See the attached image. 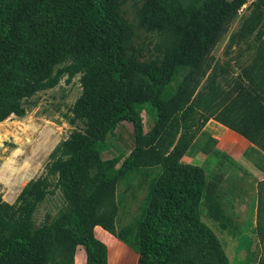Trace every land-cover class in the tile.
Returning a JSON list of instances; mask_svg holds the SVG:
<instances>
[{
	"label": "trees",
	"instance_id": "obj_1",
	"mask_svg": "<svg viewBox=\"0 0 264 264\" xmlns=\"http://www.w3.org/2000/svg\"><path fill=\"white\" fill-rule=\"evenodd\" d=\"M247 0H208L196 24L176 8L159 14L155 53L142 59L126 42L131 28L121 0H0V122L26 113L25 101L50 87L54 66L69 61L71 75L85 71L86 98L76 110L84 123L63 142L56 161L58 186L69 207L37 224L48 191L31 183L35 200L21 220L9 217L0 195V264H110L96 226L116 233L117 184L127 170L161 164L140 223L138 264H231L215 231L202 220L204 166L184 163L204 122L214 118L264 152V0H254L232 45L246 44L249 61L233 80L218 61L206 62L225 24ZM154 21V20H153ZM227 72V73H226ZM205 79V80H204ZM155 114L150 132L143 112ZM133 126L134 146L120 159H104L107 137ZM96 181L89 193L81 179ZM123 238V236L120 235Z\"/></svg>",
	"mask_w": 264,
	"mask_h": 264
},
{
	"label": "rangeland",
	"instance_id": "obj_2",
	"mask_svg": "<svg viewBox=\"0 0 264 264\" xmlns=\"http://www.w3.org/2000/svg\"><path fill=\"white\" fill-rule=\"evenodd\" d=\"M121 1L131 24L125 35L126 42L139 48L142 59H145L155 53V46L161 39L157 27H152L158 20V17L152 20L155 13L163 15V18L173 7L185 14L189 24H196L208 0ZM253 1L247 0L237 9L207 55L205 63L211 62L213 66L218 61L220 67L228 71L226 73L230 80L241 71L240 66L249 61L246 44L232 45L230 39L241 27ZM68 64V60L62 59L54 66L48 78L52 84L25 101L26 113L23 116L12 115L0 122V195L4 211L11 218L21 220L25 208L34 202L35 193L29 186L32 182L48 191L46 200L39 204L35 212L37 224L69 207V201L58 186L59 172L55 163L67 157L63 142L74 131L85 127L77 118L76 110L86 98V87L83 82L85 71L71 75L67 70ZM154 115L143 112L147 132L154 127ZM195 117L202 125L201 133L206 122L203 116ZM199 134L192 151L196 153L204 149L208 156L203 165L207 185L201 205L202 220L218 235L231 264H264V179L256 178L252 182L251 173L250 176L237 175V172L246 175L249 169L260 172V176L264 177V153L253 148L242 159L234 160L217 148V142L210 132ZM107 144L104 159L118 158L120 166L134 146L132 124L121 122L114 133L108 134ZM251 160L255 165L251 164ZM162 171V165L158 164L127 170L122 174L117 184L119 208L115 219L116 233L108 231L105 236L100 227L97 231V235L109 247L110 264H138L136 243L139 226ZM96 184L89 176H83L81 191L89 194ZM227 193H233V201L240 204L241 214L236 210V219L226 220L218 210L221 206L219 199L225 198ZM234 204L232 202L231 205ZM256 208L258 214L252 220ZM74 264H85L83 246L78 247Z\"/></svg>",
	"mask_w": 264,
	"mask_h": 264
},
{
	"label": "crops",
	"instance_id": "obj_3",
	"mask_svg": "<svg viewBox=\"0 0 264 264\" xmlns=\"http://www.w3.org/2000/svg\"><path fill=\"white\" fill-rule=\"evenodd\" d=\"M206 131L210 132L212 137L214 138L215 142H217L216 143L217 148L220 151L225 152L227 155H229V157H231L234 160H240L243 158L245 153H247L249 150H251L253 148H258L249 139H247L246 137H244L240 133H238L235 130L229 128L228 126L222 124L221 122H219L218 120H216L214 118H210L206 122V125H205L204 129L202 130V132L199 134V136L204 134ZM192 150H193V144L189 148V150L184 154V156L182 157V161L184 163H193V164H197V165H201V166L205 165V162H206L207 157H208L206 150L199 149V150H197L196 153L193 152ZM254 158H255V156H254ZM253 163H254V161L251 160V164L255 165ZM237 173H238L237 175H244V176H250V173H251V175L253 176V178L250 177L252 179V182L256 178L257 179L258 178L264 179L263 176H260V174H259L260 172L258 173V171L253 172V171L248 169V171H247L248 174H246V175L243 172H237ZM257 192H258V188H257ZM233 197H234L233 193H227L225 195V198L219 199L221 202V206L219 204L220 207H218L219 208L218 210L224 215L226 220L236 219V213L238 214V212L236 210H238V211L240 210V204L238 205V203L236 201L234 202ZM212 202L214 203V199H212ZM232 202L235 203L236 205L235 204L231 205ZM231 206H232V208H230ZM254 210L255 211H253V213H252V220L254 218H256L257 214H258V208L254 209ZM240 214H241V212L239 211V215ZM239 215H237V216H239ZM98 227H100L102 233L105 236H107L106 233H109V232L107 230H105L104 228H102L101 226H96V233L98 231ZM136 255L138 256L137 253H136Z\"/></svg>",
	"mask_w": 264,
	"mask_h": 264
}]
</instances>
